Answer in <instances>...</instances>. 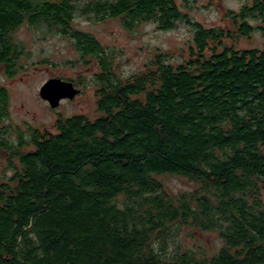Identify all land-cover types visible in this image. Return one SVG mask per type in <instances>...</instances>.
Segmentation results:
<instances>
[{
    "label": "trees",
    "instance_id": "trees-1",
    "mask_svg": "<svg viewBox=\"0 0 264 264\" xmlns=\"http://www.w3.org/2000/svg\"><path fill=\"white\" fill-rule=\"evenodd\" d=\"M81 6L0 0V67L16 72L20 25L57 31L99 67L100 113L60 115L55 130L31 127L28 138L16 127V142L0 128L11 170L0 178V264H264V48L233 43L264 35V0L229 11L233 28H206L176 0H90L83 12L122 17L129 28L193 27L182 62L160 52L125 77L113 51L75 26ZM7 102L1 88L0 123ZM165 175L197 187L175 195ZM184 227L217 231L224 244L213 255L187 248L168 256Z\"/></svg>",
    "mask_w": 264,
    "mask_h": 264
},
{
    "label": "rangeland",
    "instance_id": "rangeland-1",
    "mask_svg": "<svg viewBox=\"0 0 264 264\" xmlns=\"http://www.w3.org/2000/svg\"><path fill=\"white\" fill-rule=\"evenodd\" d=\"M78 1L82 10L76 14L75 26L93 34L105 48L113 51L118 73L124 77L145 69L157 53H167L169 61L175 64L182 62L189 54L194 30L185 20L179 21L172 29H160L159 24L154 21H143L129 28L122 22V17H107L101 20L93 11L83 12L90 0ZM176 1L190 20L199 22L206 28H233L227 13L239 12L245 4H250L253 0ZM13 37L22 47L16 72L10 76L0 67V89L4 88L8 95V114L3 117L0 128L7 130L8 141H17L16 127L23 130L28 138L31 127L55 130L54 125L60 115L70 117L86 114L93 119L100 115L96 112L97 83L94 80L99 67L82 61L72 38L46 26L29 23L20 25ZM233 43L242 49L264 48V35L257 30ZM57 77L74 80L81 92L75 99L61 100L59 107L52 108L49 102L41 97L40 88L51 78ZM80 78L85 83L83 87L78 83ZM6 173L10 175L11 170L7 166L5 156L0 152V178ZM163 179L168 191L175 195L197 187V184L177 175H165ZM223 244L224 240L217 231L202 232L200 229L184 227L179 236L169 240L166 252L171 256L177 250L191 248L199 252L204 248L207 253L213 255Z\"/></svg>",
    "mask_w": 264,
    "mask_h": 264
},
{
    "label": "water",
    "instance_id": "water-1",
    "mask_svg": "<svg viewBox=\"0 0 264 264\" xmlns=\"http://www.w3.org/2000/svg\"><path fill=\"white\" fill-rule=\"evenodd\" d=\"M40 89L41 97L48 101L52 108L59 107L61 100L75 99L81 92L74 81L58 77L51 78Z\"/></svg>",
    "mask_w": 264,
    "mask_h": 264
}]
</instances>
